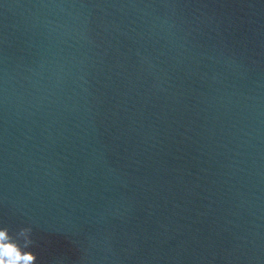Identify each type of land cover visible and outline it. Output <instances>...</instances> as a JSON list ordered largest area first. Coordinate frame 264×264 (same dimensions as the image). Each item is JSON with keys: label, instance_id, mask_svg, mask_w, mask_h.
Segmentation results:
<instances>
[{"label": "water", "instance_id": "1", "mask_svg": "<svg viewBox=\"0 0 264 264\" xmlns=\"http://www.w3.org/2000/svg\"><path fill=\"white\" fill-rule=\"evenodd\" d=\"M5 227L34 264H264V0H0Z\"/></svg>", "mask_w": 264, "mask_h": 264}, {"label": "clouds", "instance_id": "2", "mask_svg": "<svg viewBox=\"0 0 264 264\" xmlns=\"http://www.w3.org/2000/svg\"><path fill=\"white\" fill-rule=\"evenodd\" d=\"M30 231V228H22L19 234L24 235ZM36 259L34 252L24 251L20 241L12 238L8 228H0V264H34Z\"/></svg>", "mask_w": 264, "mask_h": 264}]
</instances>
